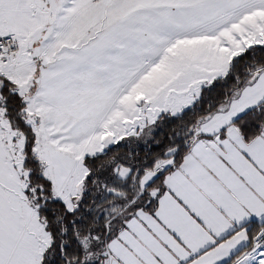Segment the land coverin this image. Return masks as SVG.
<instances>
[{
    "label": "snow or ice",
    "instance_id": "1",
    "mask_svg": "<svg viewBox=\"0 0 264 264\" xmlns=\"http://www.w3.org/2000/svg\"><path fill=\"white\" fill-rule=\"evenodd\" d=\"M0 264H264V0H0Z\"/></svg>",
    "mask_w": 264,
    "mask_h": 264
}]
</instances>
